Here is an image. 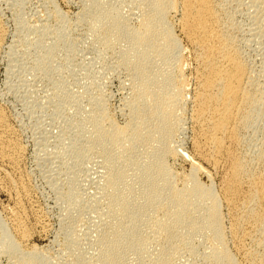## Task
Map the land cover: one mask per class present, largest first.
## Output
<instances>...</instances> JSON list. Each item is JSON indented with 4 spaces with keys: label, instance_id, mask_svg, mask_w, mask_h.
<instances>
[{
    "label": "bare ground",
    "instance_id": "obj_1",
    "mask_svg": "<svg viewBox=\"0 0 264 264\" xmlns=\"http://www.w3.org/2000/svg\"><path fill=\"white\" fill-rule=\"evenodd\" d=\"M118 1H121V2L118 4L115 3V6L112 5L113 7L110 4L111 6L110 8L109 3L107 5V3L105 2L103 3V0H93V1L92 0H80L81 4L82 3L86 4V2H88L91 4L90 5L91 7L85 8V9L83 8L84 10L81 11L76 16V20L74 19L75 22L73 23V25H71L72 23L69 21L70 19L69 20L67 19L68 17H66L67 16L66 14H63L64 15L63 16L59 14L58 12L53 11L52 13L54 16L53 18H55L56 22L58 23L56 27L54 26L55 28L53 29L54 31L53 33H52V28L50 27L51 29H49L51 30L50 33H52L51 36L49 35L50 36L49 40L52 41L53 43L51 42L52 44L45 50L44 54H42L40 58V59H43L45 57L52 56L54 54V49L64 47V45H65L64 49L66 50L67 49L66 46H68L66 44H69L71 47L72 42L69 41L70 39L69 36L71 35L70 32L73 30L72 28L78 23L80 24L82 23L85 29L84 35H82L83 33L82 34L79 33V34L83 36L84 44L90 45V47L88 48V53L90 52V55L91 54L95 55L97 51L100 50V48L98 49V47H100L98 46L99 44L97 43V46H96L94 45L95 43H93L94 41H93L92 35L94 34L96 38L98 37L97 40L99 39L97 42L100 41L101 45L104 46V47L102 46V48L104 49L106 47L109 48L113 46L118 40H123L122 38H127V39L130 38L129 44L131 42V45H127L128 48L129 49L131 48V49L128 51L125 50V52H128L127 54L123 53V55L125 56L123 57L125 64H123L122 62L123 65H130V67L132 65V70H130L129 68L132 74L130 71L129 73L133 75V78L131 77V80L133 79L132 82L134 81V79L137 80L135 84L136 85L135 91L132 93L133 98L130 99L129 106H127L129 107V110H130V113H129L130 119H128V121L124 125L116 124L117 122H114V119L108 115L109 113H107L108 110H106L107 109L106 104H103V103H106L107 101L104 100L106 102L102 103L101 101L103 100L102 99L100 100V98L96 97L95 101H93L92 104H90L92 105L91 112H90L91 116L89 115L88 117L91 120L92 128L89 127L87 124L83 125V123L82 124L77 123V125L75 126V129L76 127L78 128L76 129V133L74 135L82 138L83 142L85 140V143H86L84 146L82 145L76 149V152L79 156L80 155L83 156V154L86 155L88 152H90L89 151L90 145H92V143L96 144L95 146L96 148L97 146L101 149L106 148V150H107V147L111 148V146L116 148V150L113 148L114 152H111L112 154H107L108 157L111 156L109 158H112L113 163L115 162V164H117V165L113 164V166L115 165V169H112V170L110 169L111 173H109V176L107 179V187L109 191H111L108 194L110 197L108 202L110 203L111 209L110 208L108 209V207L106 208L110 210L109 214L112 217L113 222L111 219L112 223L109 222L110 225L104 228L102 232L100 231L101 232V234L99 232L100 235L98 234L100 236L99 237L100 244L101 245L104 244L103 246H106L104 251H102V253L100 254L98 253L99 254V256H97V258L99 257L98 260L95 256L94 258H86L87 263L85 264H122L121 263L123 262L122 258L125 257L123 256V254H125L126 251H130V250L136 254L135 256H137V259H138L137 264H168L170 263V255L168 254V251L169 250L178 251L177 249V247H179L178 244L180 243L184 244L185 242L187 243V240L191 239L190 235L192 234H195V236L197 234V236L199 237L203 236L204 240L207 239L208 244L210 243V248H211L209 249L210 253L207 255L205 254L206 255L205 260H204L205 262H203L205 264H264V150L263 151L261 150V152L258 154L257 159H256L257 163L255 160H254L255 162L252 163L253 161L248 160L246 159L245 156H243L242 149H241V138L243 136L242 132L244 128L247 127L248 125L251 126L252 123H260V122L264 123V88L262 87V84H264V70L262 71L260 69L262 71V74L259 73V75H257L256 73H255L256 75L251 73L254 71V69H252L253 71H251L250 69L251 67L249 66V64L247 63V60L243 56L240 46L238 44V41L236 40L237 34L235 35V33L239 32L237 31L238 28L235 29V25L233 24V22L227 19L229 15L225 14V11H224V7L228 3L222 4L223 0H142L144 3L147 1L146 3H148V5L146 4L147 7H145L146 8L145 10H140V4H138L139 6L138 7L137 5H133L131 2H128L127 0H126L127 2L124 1L125 4L122 0H118ZM137 1L139 2V0ZM224 1H227V0H224ZM140 3H142L141 0H140ZM105 5L109 7V10L105 8H104L105 11L100 10L101 7L103 8L105 7ZM81 6H84V5H81ZM232 6L234 7V5ZM249 6L253 7L256 10L261 9V12H260L261 15L259 13L260 18L258 19L264 25V0H250ZM127 8L137 9V12H139L142 15L141 20L138 17V20H140V23L138 24L136 28L135 27L130 28V27H127L126 25H122L121 23V17L119 13L122 10H125ZM172 13H177L179 16L177 20L178 21L177 26L182 36L186 39L187 43L190 45L192 50L195 52V61L197 64L196 83H195V89L193 93L194 95L190 101L191 113L189 117L187 116L189 124L192 126V129H194V132H195V139H194L195 152L197 155L201 156L199 157L200 160L207 163V165L210 167L212 171L218 172L221 167L222 168L225 167V169H223L224 175L222 178V186H221L222 196H219V198L214 193V190H213L214 188L212 189V186L207 185V184L202 185L199 182L198 175H203V176H206V178L210 179L211 175L209 174V171L206 170L198 161H196L195 158H193L192 156L191 157L188 156L187 153L185 154L184 152L179 151L180 149L178 150V147H176L177 150L174 147L172 148V145L168 143V139L170 138V136L171 135L174 136L173 134H175L173 133L175 127L181 124V122L183 123L185 120L184 118L182 119L183 115L184 117H186L185 112L183 115L182 114L178 115V113L179 111L183 112L185 111V109H187L186 104L188 103L187 100H189L186 97V92H185L184 84H183L184 83L183 77L181 76L179 65H178L179 59H180L179 57L180 55L179 56L177 55L178 50H179V42L177 38L174 36L175 33L173 32V29L175 27L174 25L176 24H174L173 21L170 19ZM125 16H126V13H125ZM124 19H126V17L122 18L123 22H124ZM138 20L136 19V21ZM68 22H70V24ZM254 24L257 25V22ZM255 29H258L256 31H259L260 28L256 27ZM241 31L243 32V30ZM256 31H253V32L255 33ZM4 34H5V31L2 29L1 22H0V44H2V41L4 40V37H5ZM257 34H256V37H257ZM252 35L254 36L253 33ZM91 39H92V42H90ZM71 41H73V39ZM73 43H75V41ZM115 45L114 47H116L118 44L116 46ZM127 46H125V49H127ZM70 47L66 51L64 50L65 52H67V56H68L66 57L65 55L66 53L64 54L67 60L65 63H67L71 59V56H74V53L73 55H71L72 49ZM60 49L61 51H63L62 50L63 48H60ZM115 49L116 48H114L113 50ZM256 49L257 48H254L252 49V51ZM259 49L260 48H258V50ZM77 51H79L80 53L81 48ZM100 52H103V50L99 51V53ZM119 52L118 53L116 52V53L119 54ZM167 52L170 53V55L171 54L174 55L172 57H175V58L177 57L176 58L177 60L173 58L176 60V62L174 60V63H176V65L174 64L175 71L171 69V71L174 72V74H171V75L169 74L168 76L167 75L168 73L167 74L165 73L166 74L165 76V74L163 75L161 71L160 72L158 71L159 73H152V71L156 68L155 67L156 65L152 62L153 61L152 56L153 55L156 56V57L154 56V60L156 62L157 57L162 56V55L165 56L166 55L165 53ZM9 53L12 54L11 52ZM79 53H76V54H79ZM10 54L9 56H11ZM83 54H85V52ZM100 54L99 56L101 57ZM168 55H166V57H168ZM97 56H95V58ZM120 56L121 54L118 56L119 59H120ZM163 56L162 58L160 57L159 59L163 60V58H165ZM159 59L158 61H160ZM170 59L171 57L169 58V60ZM93 60H94V57L89 59V56H88L87 61H90L89 64L91 66L93 63V62L91 63V61ZM172 60L169 62H172ZM263 60L264 59H262L261 61ZM166 62L164 61V64ZM42 63H43L42 61H37V63L35 64V67L37 70H39V72H43V71H40L41 65L44 67ZM172 63L170 65H172ZM160 64H161L160 66L163 65L162 63ZM157 66L159 67V65ZM163 66L165 67L168 65L166 63ZM15 67L16 66L14 65L13 68ZM43 67H42V70H45L47 68V67L46 68H43ZM158 67L156 69L160 70V68ZM164 71L165 70L162 69L163 73ZM129 73H127L126 75H129ZM16 74L18 73L16 72ZM36 75H37L36 79H38L40 78L42 74L40 76L39 74H36ZM15 81H17L18 84L15 83V85L17 84L16 86L12 84L13 87L8 86L6 89L7 90L6 92L9 93L12 89V91L15 90L18 93L19 92H23L22 94H24V92L28 93V91H26L27 88H22L21 85H19L18 80H15ZM34 81L35 79L33 80V85L32 83L31 84L29 83L32 87L35 86L34 83L36 82ZM30 85H29V88L31 87ZM22 86H24V84ZM50 86L51 85H49V88ZM46 87H47V84H46ZM46 91H48V88ZM17 92H12V93L14 94ZM49 92H50V89H49ZM49 92L47 95L44 94L45 96L42 98V101H44L45 103L54 102L56 100L55 98L59 97V96H56V93L54 92L56 97L53 98L51 92L50 93ZM64 92L63 93L61 92V93L66 94ZM62 94H60V97ZM20 96L23 97V95L21 94ZM27 96L28 95H26L25 97ZM98 99L100 101H98ZM65 101L66 100H64L63 102ZM62 103L60 102V105H64ZM60 105L59 107H61ZM66 107L64 106V108ZM69 110H68V113H69ZM66 111L67 109L64 110V109L58 108L56 109L55 114L58 113L59 116L64 115L65 117L68 115ZM71 114L68 116L70 117ZM70 118H68V120ZM10 129L11 128H9L7 117L4 115L3 110L0 107V176L2 177L0 179H2L3 182L6 181L7 182L6 184L11 183L10 177H9L10 173L12 170H14L17 167L18 162L20 161L19 158L23 157L22 152H24L22 151V147L18 144L19 142L18 143L14 142V139L13 141L11 140ZM176 132H177V129H176ZM42 138L44 137H41V139ZM169 140H171V138ZM142 144H145L146 146L148 145L147 146L148 148L150 146L149 149L151 150L149 149L148 150L153 152V154H151L150 152L148 154L149 156L146 158V162L144 161L145 163L143 164L145 165H143L144 167L142 168V172L140 171L138 173V174L141 173L140 177L136 175L137 177H139V180H140L139 182L142 185V187L140 186L142 190L141 191L139 190L141 195L138 194L139 201L140 199H142L141 201L143 200L144 201L143 203L140 201L141 202L140 203L137 200L138 204H135L136 201H134L135 203H133V200H136V198L132 200L130 198L131 200L130 204L133 203V206H132L130 204H126V200H128L129 198L127 197V199L125 200V196L123 195H125L126 193L127 195L128 194L130 195L131 193L134 194L133 189L136 186L137 188H139L138 185H135L136 181L132 182L134 183L133 188L131 187L133 186L131 183H130V187L126 186L127 187L126 193L124 192L125 189H123L124 191L122 190V192H124L125 194H121V191H120L119 196H118L117 189H118L119 183L123 184L121 179L124 178L123 177V174H125L124 170H126L128 166L124 170L123 168H125V166L129 162L128 161L129 159L127 156L131 154L133 155V153L130 154V152L134 149V147L137 148L138 147L137 145L143 146ZM63 145L61 144L62 147L60 146V148L57 147L58 150L56 151L51 149L53 150L52 153H46L47 152L46 150L49 149L47 146L48 149L46 148V150H44L41 154L35 155L34 159L37 161L36 162L34 161V162L35 163L38 162L36 166H39V165L42 166L44 163L52 164L55 162H51V161H56V160L58 161V158L60 157V155L62 156V154L64 153L63 150L65 151V147H63ZM68 146H71V145H68ZM146 149L147 148H145V151ZM137 151H138V148H137ZM66 152H68V149L66 150ZM92 153H94V150L92 151ZM64 154H67V153H64ZM77 154H76V158H77ZM97 154L98 153H96L95 155L97 156ZM43 155H46L44 157V161L42 160ZM168 156L169 158L178 157L186 161V163L188 162L190 172L189 174L187 173L188 175L185 178L183 179L178 178V176L174 175L175 173L173 174L170 167L167 166V164H165L166 163L165 160ZM132 157H134V155L131 157L129 156L130 159ZM90 158H93V157L91 156ZM74 163L75 162L70 163V165L73 166ZM105 163H106V160L104 164ZM104 164L103 166L105 167ZM111 164L112 163H109V165ZM68 165H67V168H69ZM133 166H135V164L132 165V168ZM17 168L19 169V167ZM12 174H13V171H12ZM135 180H137V178ZM176 180L180 182L176 184ZM139 182L138 184H140ZM55 184L56 183L53 180L52 182L49 183V186H55ZM1 185H3V183ZM22 185H20L18 188V191L16 190L17 192H15L16 198H14L15 199L14 202L17 205L20 203H23V201L28 199L29 190L27 189V187L22 186ZM125 185L127 184H124L122 186H125ZM4 188L6 187L4 186ZM137 191L135 193L136 195L133 196L132 194L133 197H137ZM120 194L123 196V198L122 196H120ZM101 195L99 197H102ZM70 197L68 198V200H71ZM100 200L101 199H99L98 203H100ZM81 201H83V199ZM80 202L78 201L77 203H80ZM84 202H81V203H84ZM87 202H88V199H87ZM66 203L67 205L69 204L68 201ZM103 204L106 205L108 203L105 204L104 202ZM69 206H68V209H69ZM75 206H77V204ZM80 206H83V205H80ZM223 206H225L228 210V213L226 215V218L228 221L227 223L228 228H226L228 229L227 232L225 231V228H224V222L226 219L224 218L221 212ZM116 207H118V209ZM77 209H79V207H77ZM115 209H117V211L119 210L118 214L120 212V215L116 214L117 212ZM9 210H11V208ZM73 211L71 210L70 212L72 213H70L68 211L65 212L64 210L63 211L64 214L60 213L61 214L60 217L62 216L61 218L64 220V222H67V223L74 222L75 223V221L78 219V216L80 215L82 217V214H79L80 212H78V210H77L78 214L76 212L73 214ZM101 211L104 213L103 210ZM101 211L97 212V214L100 213L98 214L99 216L102 215ZM14 214L15 213H13V215ZM103 215H105V213ZM116 215L120 216L122 220L124 219L123 216L127 215V221L125 220L126 224L125 222L121 221V218L120 219H118L119 217L116 218ZM99 216H96V217H99ZM38 218H41V217L38 216ZM97 220H101V219L99 218ZM15 221L17 220H14V222ZM11 225H8L3 220L2 221L0 220V254H6L8 255V257H11V258L13 257L14 259L16 258L17 260L16 263L14 261H11L14 264H51L52 262H54L51 260V256L48 255V250L46 248L40 249V247L39 248L38 247H32V248L22 247V243L20 244V242L18 241L19 240L22 241V239L25 237V234L27 232L26 233L23 232L22 227H21L23 224L22 225L20 224L21 226L19 224H16V225L14 224L15 225L14 227H11ZM35 227H37V225ZM45 228L46 227H44L43 225H40L38 232L40 234L46 233ZM77 228L78 227L75 228L74 226L69 227V229L66 228V230L64 228L63 233L61 232L62 241H63V248H62L63 254L65 253L69 254V252H66V251L76 247L75 242H78L79 241L78 239H80L78 238L77 239L78 241H75L77 236H79L77 234L79 231L77 230ZM24 231H25V228H24ZM197 236L196 238H198ZM228 238L234 245L238 247L237 249H235V251L230 250L229 249L230 247L228 248L227 246ZM193 240L195 239L193 238ZM247 242H253V244L251 243V245L248 246ZM158 248L159 250L157 251L158 252L157 253L156 250ZM153 250L155 251L157 255L155 262H151V259H149V257L153 259V257L155 256L154 255L155 253L153 254L154 256L153 255L149 256V254L153 253L151 252ZM72 251H75V249H73ZM171 251H169V253ZM191 251H189L190 254H191ZM172 253L171 255H173ZM63 254L61 255L63 256ZM173 256H172V259H173ZM63 257H65V255ZM56 260H59V259H56ZM68 261L66 262L67 264H69ZM85 261L86 260L82 262L84 263Z\"/></svg>",
    "mask_w": 264,
    "mask_h": 264
},
{
    "label": "rangeland",
    "instance_id": "obj_2",
    "mask_svg": "<svg viewBox=\"0 0 264 264\" xmlns=\"http://www.w3.org/2000/svg\"><path fill=\"white\" fill-rule=\"evenodd\" d=\"M78 1L80 2V0H0V22H1L2 29L5 31L4 40L2 41V44H0V107L3 110L4 115L7 117L9 128H11L10 129L11 140L13 141V139H14V142H17V143L19 142L18 144L22 147V151H24V152H22L23 157H21L22 159L19 158L20 161L18 162V165H17V167H19V169L16 167L15 168L16 171L14 169V170H12L13 174H12V171L10 173L9 177H10L11 183L6 184L7 183L6 181L3 182V180L0 179V186H1V188H0V220L1 221L3 220L8 225H11V223H12L13 226L11 225V227H14L16 224H19V225L23 224L22 226L21 225L20 226L22 227L23 232H25V233L27 232L28 234L26 233L25 237L22 239V241L19 240L18 242H20V244L22 243V247H24V248L25 247H28V248H32V247H38L39 248L40 247V249L46 248L48 250V255L51 256V260L54 261V262L51 261L52 262L51 264H60V263L64 264V262H65V264H67L66 262L68 260L70 261V262L68 261L69 264H71L72 262H73L72 264H82L83 263L82 261L86 260L83 263V264H85V263H87L86 258H94V256L97 258V256H99V254L102 253V251H104V249L106 247V246H103L104 244H102V245L100 244V242H99L100 236L99 235L104 230V228L108 227V225H110V223L113 222V219L109 214L110 210H108L109 208L111 209L110 203L108 202V200L110 198L108 194L111 191H109V189L107 187V179H108L109 173H111L110 169L111 170L115 169V165H117V164H115V162L113 163L112 158H109L111 156L108 157L107 154H112L111 152H114L113 150L114 149L116 150V148L113 146H111V148L107 147V150H109V149L111 150V151L110 150L107 151L106 148L101 149L98 146L96 148L95 147L96 144L92 143V145H90V150H89L90 152H88L89 155L87 153L86 155L83 154V156L82 155L79 156L76 152V149L82 145L84 146L86 143H85V140L83 142L82 138L74 135L76 133V129L78 128V127H76V129H75V126L77 125V123H79V124L83 123V125L87 124L89 127L92 128L91 120L88 117H89V115L91 116L90 112H91L92 105H90V104H92V102L95 101L96 97L100 98V100L102 99L103 100V101H101L102 103L107 101L106 103H103V104H106V106H107V107L106 106H104V107L107 108V109L106 108L105 109L108 110V112H107V113H109L108 115L114 119V122H117L116 124L124 125L128 121V119H130V116H129L130 110H129V107H127V106H129L130 99L133 98L132 93L135 91V86H136L135 84L137 81L134 79L135 82L134 81L132 82L133 79L131 80V77L133 78V75H131L132 72L130 71V70H132V65H131V67H130V65H123V64H125L124 58H123L125 56L123 55V53L127 54L128 52H125V50L128 51L131 49V48L129 49L127 46V45H131V42L129 44L130 38H128L129 40L127 38H122L123 40H118L117 41L118 43L117 42L115 43L116 45L118 44L117 46L114 44L116 47H114V45H113V46H111L112 48L106 47L107 49L105 48L106 49L105 50L104 48H102L103 45H101V42L100 41L97 42L99 39L97 40L98 37L96 38V36H94L95 35L94 34V35H92L93 41H94L93 43H95L94 45H96V46L98 43L99 44L98 46H100V47H98V49L100 48L99 51L103 50V52H100V53H102V54H100L99 51H97V53L95 55H93V54L90 55V52L88 53V48L90 47V45L84 44V38L82 35H84L85 29H84L82 23L81 24L78 23L77 25H75L72 28L73 30L71 31L73 33L70 32V34L71 35L73 34V35L69 36V38H70L69 41L72 42L73 45L71 44V47H70L69 44H66V45H68L66 47H67V49H69V47L72 49L71 55H73V53H74V56H71V59L67 63H65L67 61L66 57H68L67 52H65L67 49L66 50L64 49L65 45H64V47H60V48H63L62 49L63 51H61L60 48L54 49V54L52 56L40 59L41 55L44 54L45 50L53 43L49 39H50L51 34L54 32L53 29L58 24L56 22L55 18H53L54 17L52 14L53 11L58 12L61 15L66 14L67 16L66 15L65 16L68 17L67 18L68 20L70 19L69 21L72 23L71 25H73V23L76 20V16L81 11H83L85 8L91 7L90 6L91 4L88 2H86V4L85 3L81 4V2L79 3ZM122 1L123 2L124 1L125 2H127V1L131 2L133 5H137V6H138V4H140V10H145L146 9L145 7H147V5H148V3H146L147 1L144 3L142 0H141L142 3H140V0H139V2L137 0H133V1L122 0ZM223 1H222V4L228 3L224 7L225 14L229 15V17H227V15H226L227 19H229L233 22V24L235 25V29L238 28L237 31H239V32H236L235 35L237 34L236 40L238 41V44H239L240 49L242 51V54L245 57V59L247 60V63L249 64V66L251 67L250 68L251 71H253L252 69H254V71L251 73L254 75H256V74L259 75V73L262 74V71L264 70V68H263L264 67V60L261 61L262 59H264V50H263L264 49V46H263L264 45V43H263L264 42V30H263L264 25L258 19V18H260L259 13L261 12V9L256 10L253 7H250L249 6L250 0L249 1L248 0H235V1L234 0H227L224 2ZM104 2L107 3V5L109 3V6H110V4H111V6L112 5L115 6V3L118 4L121 1H118V0H105L104 1L103 0V3ZM125 2H124V4H125ZM112 3H114V4H112ZM81 5H84V6H81ZM87 5H88V7H87ZM107 5H105V7H103V8L101 7L100 10H104V8L109 10V7ZM230 5L231 6L234 5V7L232 6L233 7L232 8ZM111 6H110V8H111ZM142 6H143V8H142ZM132 9L133 8H127L125 10H122L121 12H123V13L120 12L121 14L119 13V15L121 17L122 25H126L127 27H130V28H134V27L136 28L138 26V24L140 23V20L142 19V15L139 12H137V9H133V10ZM127 10H129V11H127ZM125 13H126V16H125ZM245 15H246V17H245ZM260 15H261V13H260ZM70 17H72V18H70ZM123 17L124 18L126 17V19H124L125 23L122 20ZM134 17H135V19H134ZM138 17L140 18V20H138ZM178 18H179V16L177 13H172V15L170 17V19L173 21V23L176 24V25H174L175 27L173 29V32L175 33L174 36L177 38V40L179 42V50H178L177 55L178 56L180 55L179 56L180 59H179L178 65H179L181 76L183 77V82H184L183 84H184V89L186 92V97L189 100H187L188 103L186 104L187 109H185V111H183V112L179 111V113H178V115L179 114L183 115L185 112L186 117H184V115L182 116V119L184 118L185 120L183 123L181 122V124H179L180 126L178 125L175 127L174 132H173L175 134H173L174 136H172V135L170 136L171 140H169L170 139L169 138L168 143L170 145H172V148L174 147L176 149V147H178V150L180 149L179 151H182L185 154L187 153L188 156H190V157L192 156L193 158H195L196 161H198L206 170L209 171V174L211 175L210 179L206 178V176L198 175L199 182L202 185L207 184V185L212 186V189L214 188L213 189L214 193L219 198V196H222L221 186H222V178L224 175L223 169H225V167H223V168L221 167L218 172L212 171L210 169V167L207 165V163L200 160L199 157H201V156L197 155L195 152V141H194L195 132H194V129H192V126L189 124L188 117L191 113L190 101L194 95L193 93H194L195 83H196L197 64L195 61V52L192 50L190 45L187 43L186 39L182 36V34H181V32L177 26ZM136 19L138 21H136ZM55 22H56V24H55ZM70 22H68V23L70 24ZM256 22H257V25L254 24ZM259 23H260V25H259ZM50 27L52 28V33H50L51 32V30H49V29H51ZM256 27L260 28L259 31H256V30H258V29H255ZM241 30H243V32ZM253 31H256L255 33L256 34L258 33L259 35L257 34V37H256V34ZM245 32L247 34L249 32V34L247 35ZM251 32L254 34V36L252 35ZM79 33H81V34L83 33V34L81 35ZM250 34H251V36H250ZM71 37H72L73 41H71L72 40ZM126 39H127V41H126ZM95 40H96V42H95ZM74 41H75V43H73ZM90 42H92V39L90 40ZM119 44H120V46H119ZM121 44H122V46H121ZM124 44H125V46H127V49H125ZM249 44H251V45H249ZM76 45L79 49L81 48L80 53H79V51H77L79 49L76 47ZM244 45L245 46L247 45V46L245 47ZM61 46H63V45H61ZM249 46H250V48H249ZM129 47H131V46H129ZM114 48H116V49L122 48V49L121 50H119V49L113 50ZM254 48H257L256 50L258 51V53L256 50L252 51V49H254ZM258 48H260L259 49L260 51L258 50ZM84 49H86V50H84ZM82 51H83V53L85 52V54H83ZM9 52H11L12 54H10ZM116 52L117 53L119 52V54H117ZM76 53H79V54H76ZM98 53L101 55V57L99 56ZM9 54L11 56H9ZM64 54L66 55V57ZM120 54H121V56L119 59L118 56ZM165 54L166 55L169 54L168 57H166ZM165 54H164L165 56L162 55L163 57H165V58H163V60L165 62L168 61V62H166L168 66H165V67L163 65H165L166 63L164 64V61L159 59L160 57L162 58V56L157 57L156 62L154 60L155 55L152 56L153 61L152 60L151 61L156 65L155 66L156 68L158 67L157 65H159L158 68H160V70L155 68L156 70L154 69L155 71L153 70L152 73H159L161 71V73L163 75L165 73L166 74L168 73L167 74L168 76H169V74L170 75L174 74V72H172L171 69L175 71L176 63H174V60L177 57L176 58L172 57L174 55H172V54L170 55V53H168V52ZM251 54H253V55H251ZM88 56H89V59L94 57V60L91 61V63L93 62L92 66L89 64L90 61H87ZM95 56H97V57L95 58ZM98 57H100V58H98ZM170 57H171V59L169 60ZM173 58H175V59H173ZM158 59L161 62L158 61ZM166 59H168V60H166ZM171 60L173 63L169 62ZM176 60H175V62H176ZM259 60L261 63L259 62ZM37 61L43 62L42 64L44 65V67L41 65V70H40L43 72H39V70L36 69L35 64L37 63ZM122 62H123V64H122ZM157 62H159V63H157ZM160 63H162L163 65L160 66L161 65ZM171 63L173 66L170 65ZM14 65L16 66L15 68H13ZM25 67H26V69H25ZM42 67L43 68L47 67V68L45 70H42ZM129 68H130V70H129ZM161 68L163 70H165L164 73L162 72ZM168 68H170V69H168ZM46 70H48V71H46ZM129 71L131 72V74L129 73ZM16 72L19 75L16 74ZM126 72L129 73V75H131V76L126 75L127 74ZM36 74H39V76L41 74L42 75L40 76V78L36 79V76H37ZM166 74H165V76H166ZM34 79H35L34 82H36V83H34L35 86L32 87L30 84L32 83V85H33ZM15 80H18L19 85H21L22 88L28 89L29 85L31 86L28 90L26 89V91H28V93L24 92V94L25 93H27V94L24 95V94H22L23 92L18 93L15 90L12 91V89H11L12 92H17V93H14L15 95L11 91L9 93L6 92L7 91L6 89L8 86H12V84L15 85V83H17V81H15ZM23 84H24V86H22ZM46 84H47V87H46ZM49 85H51L50 88H49ZM59 87H60V89H59ZM262 87L264 88V84H262ZM47 88H48V91H46ZM43 89H44V91H43ZM49 89H50V92H51L53 98L56 96H59V97H56L55 98L56 100L54 102L45 103L44 101H42V98L48 94ZM60 90L62 93L65 91L64 93H66V94H62L60 92ZM54 92L56 93V96H55ZM100 92H101V94H100ZM59 93L62 94L61 97H60ZM20 94L23 95V97L20 96ZM26 95H28V96L25 97ZM75 95H76V97H75ZM64 100H66V101L63 102ZM100 100L98 99V101H100ZM104 100H106V101H104ZM96 101H97V99H96ZM60 102L61 103L63 102L62 104H64V105H60ZM65 103H66V105H65ZM127 103H128V105H127ZM59 105L61 107H59ZM64 106L65 107L67 106V107L64 108ZM58 108L64 109V110L67 109L66 112L68 115H70L72 113L70 116L71 118L68 115L65 117H64V115H60L61 116L60 117L58 113H57L58 115L55 114L56 113L55 111ZM69 108H70V110H69ZM68 110H69V113H68ZM72 115H73V117H72ZM128 116H129V118H128ZM121 117H122V119H121ZM68 118H70V119L68 120ZM249 126L250 125L245 127L243 132H242L243 136L241 138V149H242L243 156H245L246 159L253 161L252 163H254L255 161L257 163L256 159H257L258 154L261 152V150L262 151L264 150L263 149L264 148V146H263V144H264V123L263 122L252 123L251 126L250 127ZM43 129H44V131H43ZM176 129H177V132H176ZM34 132L37 134H35ZM38 132H40V133H38ZM73 136H75V137H73ZM175 136H176V138H175ZM38 137H39V139H38ZM41 137H44V138L41 139ZM45 137H46V139H45ZM61 144L65 145V146L63 145V147H65V151L63 150V152L67 153V154L63 153L64 155L63 154H62V156L60 155V157L58 158V161L57 160L51 161V162H55V163H52V164L51 163H48V164L44 163L45 166H44V164L42 166L41 165L36 166L38 162L35 163L37 161L34 159L35 155L41 154L44 150H46L47 146L49 148V149L47 148L49 151L46 150L47 151L46 153H52L53 150L54 151L58 150V148H60ZM89 144H91V143H89ZM68 145H71L72 147L68 146ZM142 145L145 148H147L146 151H145V148L143 146L137 145L138 151H137V148L134 147V149L130 152V154L133 153V155H134V157L131 158L133 160H131L129 158V156L130 157L133 156L132 154L127 156L129 159L128 160L129 162L127 163L125 168H123V170L126 169L127 166L128 167L126 169L127 171L124 170L125 171V174H123L124 178L121 179L123 184H120V183L118 184V189H117L118 196H119L120 191H121V194L126 193V189L128 186L130 187V183L133 185V186H131L133 188L134 183H132V182H135V181L139 182L140 181L139 177H140L141 173L140 174H138V173L140 171L142 172V168L144 167L143 165H145L143 163L146 162V158L149 156L148 154L151 152V151H149V150H151V149H149L150 146L148 148L147 147L148 145L147 146L145 144H142ZM173 145H175V146H173ZM98 148H99V150H98ZM139 148H141V149H139ZM51 149H53V150H51ZM67 149H68V152H66ZM50 150H51V152H50ZM91 150L92 151L94 150L95 154L98 153L97 156L94 153H92ZM98 151H100V152H98ZM104 151L105 152L107 151L109 153H107V152L105 153ZM254 151H255V153H254ZM90 153H91V155H90ZM101 153H103V154H101ZM76 154H77V158H76ZM151 154H153V152H151ZM252 154H254V155H252ZM100 155H102V156H100ZM145 155H147V156H145ZM45 156L46 155H43V157H42L43 161H44ZM91 156L93 158H90ZM109 159H110V161H109ZM105 160H106L107 165H106V163L104 164ZM102 161H103V163H102ZM130 161H132V162L134 161L133 163L135 164L136 167L133 166V168H132V165H134V164ZM73 162H75L73 164V166L70 165V163H73ZM89 162H91V163H89ZM108 162L112 163L111 164L112 166L109 165ZM165 162H166L165 164H167V166L170 167L173 174L175 173L174 175L178 176V178L183 179L190 172L188 162L186 163V161H184L178 157L169 158V156H168L166 158ZM103 164L105 165V167L103 166ZM113 164H115V165L113 166ZM67 165L69 168H67ZM63 166H64V168L65 167L66 168L64 169ZM109 166H110V168H109ZM136 168H138V169H136ZM43 169H45V170H43ZM17 170H18V172H17ZM136 175L139 177H137ZM135 177L137 178V180H135L136 179ZM0 178H2V177L0 176ZM50 179H51V181H50ZM53 180L56 183L55 186H49V183L52 182ZM126 180H127V182H126ZM136 182H135V185H138L139 188H137V186H136L133 189L134 194L131 193L130 194L131 196L129 194L127 195V193L125 195H123V196H125V200L127 199V197L129 198L128 200H126V204H130L131 200L135 199V198H136V200H133V203H135L134 201H136L135 204H138V202H140L142 200V199H140V201H139V195H141L139 190L140 191L142 190V188H141L142 185L140 182H139L140 184H138V182L137 183ZM179 182L180 181L176 180V184H178ZM2 183H3V185H1ZM208 183H210V184H208ZM17 184H19V185H17ZM124 184H127V185L122 186ZM20 185L27 187V189L29 190V194H28V199L23 201V203H20L21 205L20 204L17 205L14 202L15 201L14 198H16L15 192L18 191V188ZM120 185H121V187H120ZM4 186L6 188H4ZM123 189H125V191ZM122 190L125 193L122 192ZM136 191H137L138 199H137V197H133L134 195H136L135 194ZM71 194H72L73 198H72ZM121 194H120V196H122ZM132 194H133V196H132ZM94 195H96V196H94ZM100 195L103 198L99 197ZM104 195H105V197H104ZM83 196H84V198H83ZM123 196H122V198H123ZM69 197L71 198V200H68ZM81 198L83 199V201H81L82 200ZM130 198H131V200H130ZM87 199H88V202H87ZM99 199H101L100 203L105 202V204L106 203H108V204L104 205L103 203H101V204L98 203ZM137 200H138V202H137ZM67 201L69 203L68 205L66 203ZM75 201H76V203H75ZM78 201L79 202L85 201L84 203H86V202L87 203L86 204L81 203V202L77 203ZM143 201H141V202L143 203ZM133 203L130 205L133 206ZM71 204H72V206H71ZM76 204H77V206H75ZM80 205H83V206H80ZM68 206H69V209H68ZM71 207H73V208H71ZM77 207H79V209H77ZM81 207H82V209H81ZM101 207H102V209H101ZM103 207L105 210L103 209ZM106 207H108V209ZM10 208H11V210H9ZM74 208H76L78 210V212H80L79 214H82V217L79 215L80 217L78 216V219L75 221V223L74 222H68V223L64 222V220L61 218L62 216L60 217V215L64 214V212H63L64 210H65V212L66 211L70 212L71 210L72 211L74 210L73 214L75 212L77 213V210ZM116 208L118 209V207H116ZM117 209H115L117 212L116 214H118V211H119V210L117 211ZM21 210H22V212H21ZM101 210L104 211L105 215L108 212V214H107L108 216L103 215L104 213ZM7 211H9V212H7ZM11 211H12V213H11ZM13 211H15V212H13ZM98 211L102 212L101 216L98 215L100 213L97 214ZM221 212H222L224 218L226 219V220L224 219L225 220L224 228H225V231L227 232L228 229H226V228H228V224H227L228 221H227L226 215L228 213V210L225 206H223ZM13 213H15L14 214L15 216L17 215L16 218L13 215ZM22 213H24V214H22ZM34 213H35V215H34ZM70 213H72V212H70ZM118 215H120V212ZM118 215H116V218L119 217L118 219H120L121 217ZM7 216L8 217L10 216V217L8 218ZM38 216H40L41 218H38ZM96 216H99V217H96ZM99 218L101 220H97ZM123 218H124L123 220L121 218V221L125 222V224H126L127 215H124ZM20 219H22L23 221ZM104 219H106V220H104ZM111 219H112V222H111ZM14 220H17V221L14 222ZM79 220H80V222H79ZM104 221H106V222H104ZM16 222H18V223H16ZM102 222H104V223H102ZM78 224H79V226H78ZM24 225H26V226H24ZM36 225H37V227H35ZM40 225H43L44 227H46L45 228L46 233L40 234L38 232ZM75 225H77V226H75ZM73 226L75 228L78 227L77 230H79V231L77 234L79 236H77L75 241H78V240L79 241L75 242L76 244L74 243L76 247H74V245H73L74 248L71 247L72 249H69L68 251H66V252H69V254L65 253V252H64L65 254H63V252H62V248H63L62 233L64 231V228L66 230V228L69 229V227H73ZM23 227L25 228V231H24ZM99 232H100V234H99ZM196 236H197V234H196ZM196 236H195V234H192V235H190L191 239L188 238L190 240H187V243L185 242L184 244H182V243L178 244L179 247H177V249L179 252L175 251V250H172V251L169 250L171 252L169 253V251H168V254L170 255V263H168V264H205L203 262H205L204 260H205L206 255L210 253V250H209V249H211L210 243L208 244L207 239L204 240L203 236H200V237L197 236L198 238H196ZM78 238H80V239H78ZM193 238L195 240H193ZM189 242H190V244H189ZM204 242H205V244H204ZM230 242L231 241L228 238V242H227L228 248L230 247L229 248L230 250L235 251V249H237L238 247L236 245H234L232 242L231 243ZM251 243L253 244V242H247V245L249 246V245H251ZM57 245H58V247H57ZM190 248L192 251L190 250ZM73 249H75V251H72ZM158 250H159V248L156 250V252ZM173 251L175 252V254ZM189 251H191V254ZM151 252H153V253L149 254V256H152L155 253L154 250ZM171 253L174 256L171 255ZM61 254H63V256L65 255V257H63ZM54 255H55V257H54ZM66 255H67V257H66ZM135 255L136 254L133 253V251H131V250L126 251L125 254H123V256H125V257L122 258L123 262H121V263L122 264L123 263H125V264H129V263L130 264H137L138 259H137V256H135ZM154 255H153L155 257V259L153 257L154 260L149 257V259H151V262L156 261L157 255H156V253ZM172 256H173L174 260L172 259ZM75 257H77V258H75ZM10 258L11 257H8V255H6V254H0V264H11L12 263L11 261H14L16 263V261H17L16 258L14 259L12 257L11 258L12 260ZM66 258H68V259H66ZM78 258H79V260H78ZM98 258H97V260H98ZM56 259H59V260H56ZM135 261H136V263H135ZM12 264H14V263H12Z\"/></svg>",
    "mask_w": 264,
    "mask_h": 264
}]
</instances>
